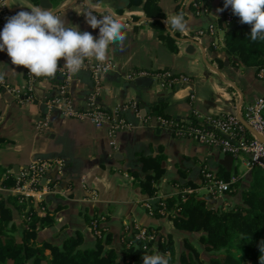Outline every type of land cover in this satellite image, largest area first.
<instances>
[{"label":"crops","instance_id":"crops-1","mask_svg":"<svg viewBox=\"0 0 264 264\" xmlns=\"http://www.w3.org/2000/svg\"><path fill=\"white\" fill-rule=\"evenodd\" d=\"M41 1L0 0V10L5 8L16 15L21 10L43 8ZM221 1L212 0L210 14L197 16L190 5H181L176 0H152V5H145L147 0H143L135 7H131L130 0H90V4L86 0H48L50 8L44 9L65 18L66 27L78 26L81 32H91L97 38L99 29H92L84 17L89 7L98 17L110 11L126 25L123 49L109 46L108 60L115 67L102 74L103 88L97 100L100 107L109 111L124 110L129 103L140 108L139 113L134 109L121 113L134 127L119 132L115 145H111L108 125L99 128L86 120L67 118L57 108H49L48 102L58 97L66 84L60 73L54 78L36 77L29 88L28 70L12 65L7 52H0L4 81L22 90L18 98L0 84V165L15 174L34 161H61L65 165L61 174L48 172L37 188L25 190L42 216L47 210L42 211L40 203L50 198L57 201L49 205L50 209L58 207L53 214L56 223L38 232L39 242L62 245L79 232L85 245L92 246L96 237L89 219L102 216L105 217L102 227L110 236L108 246L118 252L126 236L125 226L140 224L156 230L159 237L172 236L175 264H182V255L191 253L187 242L198 250L204 264H209L211 253L201 242V233L178 230L169 218L150 215L145 202L159 199L158 207L162 199L178 196L183 182L192 185L189 188L195 186L193 193L200 198L207 197L210 208L229 211L244 204V194L253 182V168L245 159L234 158L227 165L220 158L223 153L219 149L177 138L158 123L159 117L190 121L196 114L202 117L232 114L264 98V78L259 77L257 69L239 64L225 52L228 11H218L223 9ZM181 12L188 20L187 30L169 31L164 21ZM213 23L221 30L216 36L197 37L199 29ZM85 61L96 62L94 58ZM63 63L61 60L59 65ZM134 69L184 74L191 78V83L163 88L158 81L148 80L150 85L138 86L126 78ZM66 90V97L76 110L86 109L94 91L91 73L75 74ZM155 107L162 115L153 114ZM158 159L162 162L156 165ZM156 167H161L163 173L153 183L156 197L150 198L142 193L140 180L155 176ZM204 167L225 179L236 178L239 183L231 193L215 196L203 185ZM0 194L17 196L21 191L15 185L0 183ZM13 220L19 237L22 216L15 212ZM119 261L122 262L121 255Z\"/></svg>","mask_w":264,"mask_h":264},{"label":"trees","instance_id":"trees-1","mask_svg":"<svg viewBox=\"0 0 264 264\" xmlns=\"http://www.w3.org/2000/svg\"><path fill=\"white\" fill-rule=\"evenodd\" d=\"M130 2L131 7H135L141 5L143 0ZM148 3L152 5V0H147L145 5ZM157 10L160 11L158 7ZM228 12L232 20L225 30V52L239 64L255 67L259 72L264 69V41H252L251 25L242 24L231 7ZM153 114L159 116L162 112L155 107ZM160 162L162 159H158L156 165ZM156 172L155 176L148 175L140 180L142 193L150 198L156 197L153 183L159 180L163 170L156 167ZM0 183L4 186L16 184L14 174L1 165ZM238 183H233L232 189ZM203 185H206L204 178ZM190 186L181 182V193L162 199L158 207L153 209L154 215L169 218L178 230L201 233L200 240L211 253L209 264H260L259 244L264 240V171L253 168V182L244 194V204L229 211L210 208L206 203L207 197L200 198L196 193L186 194L185 190ZM52 203L57 201L50 198L40 203L39 207H46L47 210L46 215L42 216L34 207L32 198L22 195L5 197L0 194V264H143V256L156 253L165 255L169 264L176 262L171 235H158L156 241L146 242L137 240L135 232L131 230L126 234L119 252L108 246V234L103 239L96 238L92 246L85 245L84 236L79 232L66 239L62 245L39 242L38 232L56 223L53 214L58 207L50 209ZM161 203L165 204V215L160 213L163 209ZM59 208H63L62 205ZM15 212L22 216V234L19 237L16 236L18 227L13 220ZM186 246L191 253L182 255V264H204L198 250L188 242ZM120 255L122 262L119 261Z\"/></svg>","mask_w":264,"mask_h":264},{"label":"built area","instance_id":"built-area-1","mask_svg":"<svg viewBox=\"0 0 264 264\" xmlns=\"http://www.w3.org/2000/svg\"><path fill=\"white\" fill-rule=\"evenodd\" d=\"M181 5H190L197 16L210 14V2L212 0H176ZM221 7L224 8V0L221 1ZM230 6L227 9L229 11ZM15 14L7 11L5 8L0 10V32H2L8 19ZM231 13L225 16V23L228 27L231 23ZM225 28V30L227 29ZM221 31L217 24H210L209 26L199 29L197 37L216 36ZM115 64L108 60L101 64L95 61H84V65L80 71H88L91 73L94 82V91L89 96L88 107L82 111L76 110L72 102L66 97L67 86L72 81L74 75L69 73L63 65H60L58 73L65 79V86L62 87L61 93L58 97L50 100L48 106L50 109L57 108L61 114L67 118L86 120L94 124L96 127L109 126V137L111 138V145H115V136L122 131L134 127L132 123L126 121L121 113L126 109H134L138 113L140 108L136 103H129L124 110L109 111L103 109L98 105V95L102 90L101 76L103 73L113 70ZM260 78H264V69L258 73ZM29 88H32L36 77L28 72ZM128 81L134 82L136 80H152L158 81L163 88H173L178 85L190 84L191 78L184 74H175L171 71H153L146 69H134L127 76ZM1 86L11 95L20 97L22 90L10 87L6 81ZM240 117L246 122L247 126L242 122ZM146 121L145 119H143ZM159 126L173 133L177 138L191 139L197 143L205 146H210L219 149L223 154L231 155L234 158L245 159L249 166L258 167L264 171V98H259L255 102L240 107L236 114L226 115H210L202 117L196 114L193 120H181L172 117H159ZM45 125V124H44ZM65 165L61 161H34L27 168L22 169L19 173L14 174L16 184L15 188L21 191L22 196L29 198L25 190L37 188L40 179L48 172L56 171L61 174L64 171ZM202 174L206 183V188L209 193L215 196H223L232 192V184L237 181L233 178L231 181H226L219 178L216 173H213L208 167H204ZM194 190L188 188L185 190L186 194H192ZM23 202V201H22ZM163 209L160 210L162 215H165V204H160ZM145 207L150 215H154L153 207L150 202H145ZM42 211H46V207H41ZM24 218V216H23ZM105 217L96 216L91 221L92 231L94 236L103 239L106 235V230L102 229V223ZM126 234L129 231L135 232L137 240L154 242L158 238V233L146 226L134 224L133 226H125ZM146 248V247H145Z\"/></svg>","mask_w":264,"mask_h":264},{"label":"clouds","instance_id":"clouds-1","mask_svg":"<svg viewBox=\"0 0 264 264\" xmlns=\"http://www.w3.org/2000/svg\"><path fill=\"white\" fill-rule=\"evenodd\" d=\"M90 4V0H86ZM231 7L242 24L251 25L252 41H264V0H224L223 11ZM23 9V8H22ZM87 24L99 29L98 38L91 32L66 27V19L44 8L21 10L10 17L0 32V52H7L11 64L26 68L34 77L54 78L63 60V67L73 75L78 74L86 58L103 64L108 61L110 45L123 49L127 39L126 25L112 12L97 16L91 8L84 13ZM169 31L183 33L188 20L184 13H175L164 21ZM4 74L0 73V84ZM260 264H264V240L259 244ZM143 264H169V259L159 253L142 257Z\"/></svg>","mask_w":264,"mask_h":264},{"label":"water","instance_id":"water-1","mask_svg":"<svg viewBox=\"0 0 264 264\" xmlns=\"http://www.w3.org/2000/svg\"><path fill=\"white\" fill-rule=\"evenodd\" d=\"M41 4H42V7H43V8H46V9L50 8V5L48 4V0H42V1H41ZM63 78H64V77H63ZM150 82H151V81H148V80H141V79L135 81L136 85H138V86H148V85H150ZM232 114H236V112L233 111ZM155 119H156V118H155ZM240 119H241L242 122L247 126L246 122H245L241 117H240ZM156 120H157V119H156ZM247 128H248L249 130H251L248 126H247ZM251 131H252V130H251ZM258 138H260V140H262V141L264 140L262 137H258ZM220 158L222 159L223 162L225 161V164H227V165L231 164V163L234 161V157L231 156V155L222 154ZM158 202H159V199H156V200H154V201H151V204H152L154 207H157Z\"/></svg>","mask_w":264,"mask_h":264}]
</instances>
